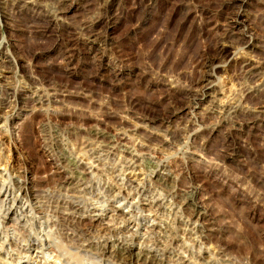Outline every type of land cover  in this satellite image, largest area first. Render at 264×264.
Returning a JSON list of instances; mask_svg holds the SVG:
<instances>
[{
  "label": "rangeland",
  "instance_id": "obj_1",
  "mask_svg": "<svg viewBox=\"0 0 264 264\" xmlns=\"http://www.w3.org/2000/svg\"><path fill=\"white\" fill-rule=\"evenodd\" d=\"M263 80L264 0L0 4V98L8 92L12 100L0 110V153L10 172L37 192L55 190L69 176L58 157L70 158L75 175L89 176L74 167V155L123 127L169 165L166 181L152 178L154 187L175 191L183 209L161 217L159 231L180 230L172 217L191 218L207 248L236 264H264ZM36 94L47 101L37 104ZM216 102L238 103L240 113L224 121ZM47 129L61 144L57 153ZM193 130L201 132L189 141ZM154 162H146L149 172ZM109 177L100 173L97 182L111 184ZM105 223L85 219L84 229L96 237ZM138 253L133 264H146ZM48 254L34 262L54 264ZM199 260L211 264L212 257Z\"/></svg>",
  "mask_w": 264,
  "mask_h": 264
},
{
  "label": "bare ground",
  "instance_id": "obj_2",
  "mask_svg": "<svg viewBox=\"0 0 264 264\" xmlns=\"http://www.w3.org/2000/svg\"><path fill=\"white\" fill-rule=\"evenodd\" d=\"M2 2L5 0H0V4ZM36 97L39 105L47 101L43 95L36 94ZM11 102L8 92L4 93L0 98V110ZM236 105L227 107L216 102L219 115L227 122L240 113V104ZM45 131L49 136V149L57 153L61 144L55 142L51 134L53 130ZM102 132H95L94 136L105 137ZM200 132L193 130L188 140ZM109 136L106 143H86L74 155V167L89 176L81 178L75 175L67 162L70 158L60 156L58 166L69 174L65 185L43 192L29 188L23 177H15L0 153V264H36L35 258L39 255L50 258V252L56 255L54 264H133L136 248L140 252L139 258H144L146 264H201L199 259L204 254L212 257L211 264H236L217 257L220 253L217 249L210 251L207 248L198 223L191 218L176 219L168 213L172 217L171 223H180V230L167 225L165 232L169 234L159 231L161 223L158 220L161 217L167 212L177 214L183 209L176 204L175 191L154 187L156 182L152 178L155 176L159 181H166L164 178L171 172L169 165L157 157L156 150L149 143L139 139L132 142L123 127L109 132ZM168 139L165 141H172L170 136ZM180 146L189 149V143L182 142ZM118 157L115 166L107 171L106 163ZM147 161L154 162L151 172L145 165ZM100 173L111 176L112 183L97 182ZM185 201L184 205H189L191 196ZM143 202L146 207H142ZM85 219L100 225L106 222L97 235L99 237L84 229ZM185 236L190 237L187 239ZM179 239L184 240V244H175ZM41 263L50 264L48 260L37 264Z\"/></svg>",
  "mask_w": 264,
  "mask_h": 264
}]
</instances>
